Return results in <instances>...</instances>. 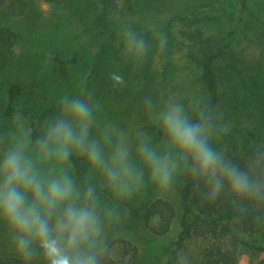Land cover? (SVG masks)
Returning <instances> with one entry per match:
<instances>
[{"label":"rangeland","instance_id":"374dc122","mask_svg":"<svg viewBox=\"0 0 264 264\" xmlns=\"http://www.w3.org/2000/svg\"><path fill=\"white\" fill-rule=\"evenodd\" d=\"M98 12L104 14L103 23L95 19ZM153 25L168 34L167 55L156 51ZM0 26L12 37L11 55L2 60L1 89H6L11 82L20 83L23 95L17 101L18 106L29 107L36 113L47 109L57 112L59 98L64 93L79 95L85 89H92L102 105L93 134L99 138L109 122L116 123L127 131L134 158L137 131L156 121L145 112L144 97L150 95L157 108L169 99L183 105L194 101L198 94L197 70L188 64L187 52L200 38L222 39L234 54L239 70L231 69L224 75L233 76L231 88L236 97L227 116V128H248L264 144V0H110L106 11H102L95 0H62L57 5L35 1L23 13L9 5L1 6ZM129 27L138 35L150 32L143 35L151 45L146 57L138 58L130 51L125 52L124 37ZM106 43L109 45L98 60V75L93 77L94 56ZM56 53L69 59L78 56V63L70 67L68 76L60 77L55 73L52 58ZM145 70L153 83L140 82ZM113 72L123 77V87L113 86L109 78ZM0 95L5 101V93L0 92ZM23 124V128L14 126L12 118L0 123V151L24 130L29 132L25 119ZM234 137V142L240 145L252 143L239 134ZM151 141L163 150L165 141L156 143L152 136ZM216 142L217 147L224 149L223 144ZM103 147L106 154L112 150L110 144ZM29 152L34 159L37 157L34 143L29 145ZM37 164L45 176L67 172L75 180L66 162L37 160ZM184 168L180 164V169ZM88 171L95 184L105 181L103 174L90 165ZM184 178L185 174L179 175L169 189L163 190L148 182L145 168L146 186L131 198L136 202L162 198L176 209V217L166 236L152 235L143 229H130L124 234L123 237L138 248L140 264H165L167 257L162 246L176 238L180 231L179 191ZM101 200L103 204L99 201L100 207L95 208L105 212L113 225L120 223L123 228L130 224L124 221L119 203L104 197ZM0 252L20 256L13 247L7 224L1 221ZM196 256L191 245L185 261L193 264ZM32 258H39L37 248ZM260 259L251 250L242 249L238 264H254Z\"/></svg>","mask_w":264,"mask_h":264},{"label":"clouds","instance_id":"9594fccd","mask_svg":"<svg viewBox=\"0 0 264 264\" xmlns=\"http://www.w3.org/2000/svg\"><path fill=\"white\" fill-rule=\"evenodd\" d=\"M152 32L157 53L167 55V32L156 25ZM124 44L125 52L138 58L146 57L151 47L131 27L125 31ZM109 78L114 87L125 85L119 73L113 72ZM58 103L57 112L45 117L42 134L35 138V159L29 152L33 138L27 130L0 151V220L7 224L14 249L26 261L38 248L45 264H98L93 246L102 233L101 219L93 206L94 186L88 183L91 173L83 176L88 184L84 199L93 203L77 204L80 192L73 177L67 172L45 176L37 160L63 164L79 153L91 169L103 174L120 198L130 199L146 186V168L148 182L163 190L186 173L193 191L210 203H215L221 193L243 202L264 203V176L257 174L264 167V153H252L242 165L217 147L216 140L227 135V128L211 101L194 119L181 102L169 99L157 108L150 95L144 97L143 108L158 123L165 143L161 150L152 143L148 131L138 130L135 158L127 131L116 123L109 122L99 138L93 134L102 109L94 90L85 89L79 95L64 93ZM23 119L20 111L12 115L14 126L23 128ZM105 144L112 145L108 154ZM240 211H249L246 203L241 204Z\"/></svg>","mask_w":264,"mask_h":264},{"label":"trees","instance_id":"16d2710c","mask_svg":"<svg viewBox=\"0 0 264 264\" xmlns=\"http://www.w3.org/2000/svg\"><path fill=\"white\" fill-rule=\"evenodd\" d=\"M35 1L54 5L62 2V0H0V7L9 5L17 9L19 13H23ZM109 1L95 0V3L102 11H106ZM102 14L98 12L95 16V19L101 23L104 22V14ZM145 34L150 32L141 35ZM102 45L99 54L94 56V69L91 71L93 77L98 75L96 74L98 60L104 55L109 44ZM11 48L12 37L6 28L0 26V92L6 95L5 101L0 95V123L11 119L16 111L22 112L34 143L35 138L42 134L43 120L49 113L54 112L47 109L43 113H36L29 107L18 106L17 101L23 95V88L18 82H11L6 89H1L3 87L2 60L11 55ZM52 59L54 71L60 77L68 76L70 67L78 63L76 55L69 59L56 53ZM187 62L197 70L195 82L198 94L194 101L184 105L185 110L195 119L201 111L206 110L207 101H211L216 105L218 112L222 113L223 123L227 128V116L230 115L236 97L231 88L233 76L224 75H227L231 69L239 72L234 54L229 51L228 45L222 39L200 38L187 52ZM141 77L142 84L150 81L146 70ZM150 82L153 83V78ZM143 129L151 134L154 142L165 141L156 121L147 124ZM235 134L247 138L252 143L240 145L234 142ZM216 141L219 145H224L223 150L229 158L242 165H246L252 153H264L263 142H260L255 132L248 128L231 130L227 128V135L219 137ZM177 158L180 159L179 156ZM66 164L71 168L80 192L76 203H93L84 199V192L88 186L83 179L84 173L89 172L87 159L79 153H74ZM180 164L183 165V162L180 161ZM257 174L264 176V167L258 169ZM88 183L94 186V207L97 205L100 207L101 197L110 201L114 200L123 208L121 215L124 221L130 223L123 228L120 223L113 225L105 212L96 209L102 224L101 236L93 246V251L97 253L98 264H140L138 248L132 241L125 239L124 234L130 229H143L152 235L166 236L172 229L176 209L162 198L150 202H136L134 198H116L115 192L106 181L95 184L91 176ZM192 183L185 173L184 183L179 191L182 205L180 231L176 238L162 246V252L167 257L165 264H190L185 261L184 256L191 245L197 255V260L193 264H238L242 249H249L261 257L254 264H264V203L243 202L224 193H221L215 203H210L193 191ZM201 189H204L203 182H201ZM242 203L247 204L248 212L240 211ZM0 221L5 223L3 220ZM37 251L39 258H31L27 261L21 256L0 252V264H45L38 248Z\"/></svg>","mask_w":264,"mask_h":264}]
</instances>
